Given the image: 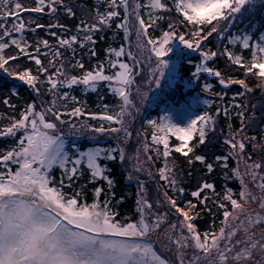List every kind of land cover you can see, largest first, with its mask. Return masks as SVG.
Instances as JSON below:
<instances>
[{"label": "snow or ice", "instance_id": "1", "mask_svg": "<svg viewBox=\"0 0 264 264\" xmlns=\"http://www.w3.org/2000/svg\"><path fill=\"white\" fill-rule=\"evenodd\" d=\"M61 13L77 21L73 27ZM30 14H46L48 22ZM244 20L248 25L237 28ZM38 29L55 43L30 41L27 34ZM109 31H122L128 50L110 46L93 65L95 46ZM174 41L199 52L185 88L200 87L207 74L225 89L237 86L234 103L213 115L195 111L210 101L190 97L177 110L186 122L149 118L141 132L135 121L151 86L159 88L166 74L170 85L182 79L165 59ZM220 58L224 69L210 66ZM0 71L29 90L24 99L14 83L0 99L8 113L0 115V264H264V0H97L91 9L65 0H0ZM101 87L113 101L96 112L73 94ZM212 87L204 83L201 91ZM256 90L262 95L253 104ZM221 111L239 126L228 124L222 152L202 153ZM75 134L115 145L69 147ZM173 153L204 173L187 174L194 190L169 166ZM117 160L131 165L127 179L137 185L128 212L108 167ZM204 216L211 223L201 227Z\"/></svg>", "mask_w": 264, "mask_h": 264}, {"label": "trees", "instance_id": "2", "mask_svg": "<svg viewBox=\"0 0 264 264\" xmlns=\"http://www.w3.org/2000/svg\"><path fill=\"white\" fill-rule=\"evenodd\" d=\"M22 2L25 5L32 6L35 4L36 0H22ZM65 3L78 4L86 9H91L96 5L97 0H65ZM30 15L41 16L42 17L41 22L43 23H47L49 19L46 14H30ZM28 17H29V14H25L24 18L28 19ZM60 19L64 23H66L68 27H73L74 24L77 22V21L64 17L63 13L60 14ZM252 21L254 24H256V27H259V22H258L259 17H253ZM248 23H249L248 20H244L243 24L237 21V28L243 29L244 27L248 25ZM237 28H233V32H235ZM27 36L30 41H35L36 39L43 38V39H50V42H52L53 44L55 43V41H53L49 36H47L46 32L43 30L38 29L36 36H33L30 33L27 34ZM134 39H135V36L133 35L132 36L133 45H134ZM122 43L125 45V51H127L128 50L127 42L124 40V34L122 31H120L118 34L111 32V31L106 32L105 39L99 40L95 46L98 56L96 58H92L91 63L94 65L97 59H100V60L105 59L106 49L108 47L111 46V47L118 48ZM212 44L213 45L216 44L215 39L212 40ZM210 46L211 45H207V44L205 45L206 48ZM213 50H215V48H213ZM77 56L79 57V53L77 54ZM198 56H199V52H192L191 50L184 48L183 51L178 54V58H179L178 73L182 79L176 85L167 86V88L162 90L163 97L161 98L159 97L160 98L159 100L158 99L155 100V98L151 99V103H153L155 106H159L165 98L173 99L174 101L181 100V98H183L182 100L187 101L189 100L188 99L190 97L189 95L192 94L195 90L202 92V94H205V95L207 94V96L212 98L211 104L206 109L208 110L209 113L213 115H215L216 113L217 106H220L222 109L225 104L234 103V101H232L231 98H232L233 93L237 90V86L233 85L230 89H225L223 88V86H220L218 84V82L216 81L214 77L208 76L207 74H202V78L199 81L200 87H194L193 89L185 88L184 86L185 80L190 78L191 71L194 70L192 66L194 63L197 62ZM22 62L32 64L34 67V62L32 61L25 60ZM210 66L224 69L226 67L224 63V58H220L216 60L214 64H211L210 62ZM75 71H79V70L77 69ZM208 78H212L213 87L209 91L203 92L201 91V88L204 82L206 81V79ZM14 83H15V87L19 90L20 96L23 97L24 99H29V90L27 89V87L26 86L21 87L20 82H14L12 78L7 77L6 74H4L2 71H0V99H3V94L8 93L13 88ZM225 92L227 93V95L224 96V99H220V96L223 95ZM73 94L77 95L81 100L86 101L87 109L89 112H96L98 110V107H97L98 104H103V103L111 104L113 101V98L111 97V95L107 92L106 88H103V87H101L98 92L89 93L87 96L83 95L79 90H77ZM261 95H262L261 91L256 90L254 93L255 98L252 100V103L258 104L259 98L261 97ZM12 99L14 102L23 103V100L16 101L15 96H13ZM152 110L154 111V107ZM229 111L231 114V109ZM140 114L136 118L135 127L142 132L143 128L146 126V123H144V119H145L144 114H142L143 116H141ZM0 115H5V116L8 115V113L5 112V107L2 104H0ZM257 115H259V113H257ZM84 119H88L89 123H96V121L91 120L87 115L84 117ZM229 123H232L233 127L239 126L238 120H229L228 118L224 116L223 111H221L218 121H217L216 133L215 134L209 133L211 142L207 145L206 148L201 146L202 153L207 152V153L219 154L220 152L223 151V149L221 148V142L223 141L224 137L228 135V124ZM217 137H219V140L217 139ZM100 141H102L105 145H107V147L110 145L112 146L115 145V141H109L107 139H101ZM93 142L94 141L89 140L87 135H83L81 139H79V144L82 148L92 145ZM171 143L176 144L175 138H172ZM161 152H162V148H161ZM130 154H131V150H130ZM189 156H191V153H189ZM187 160L188 158L184 157L182 154L173 153L169 161V166L172 167L174 164L175 168L179 170L178 171L179 177L181 179L186 178L185 187L187 191L190 192L194 190L195 182L192 181L191 183H189L188 181H191L192 178L188 177L187 174L193 170H195L194 172L195 175H203L204 173L200 172V166L198 164L194 163L193 165H188ZM133 163H135V161H133ZM160 163L162 164L163 161H161ZM108 167L112 170V175L116 182L117 197L118 198L120 196L125 197V204H124V207L121 209V211L128 212L130 208L134 207V202L137 199V196H136L137 185L135 184L134 180L129 181L127 179V173L128 171L131 170V165L128 163H125L123 166H121L119 161L117 160V161L108 162ZM152 170L154 171L156 170L155 165L153 166ZM141 178H144V176H141ZM215 179L218 181V183H222V180L219 176H217ZM230 186L235 188L237 187V184L233 183ZM154 187L155 186L149 185L150 190H153ZM149 193H150V197L152 198L155 197V191L154 193H152L151 191ZM208 195H211V193H208ZM205 219L208 220L209 223H211V217L204 216V219L200 220L199 222L201 227L204 226ZM216 223L217 225H219V220H217Z\"/></svg>", "mask_w": 264, "mask_h": 264}, {"label": "rangeland", "instance_id": "3", "mask_svg": "<svg viewBox=\"0 0 264 264\" xmlns=\"http://www.w3.org/2000/svg\"><path fill=\"white\" fill-rule=\"evenodd\" d=\"M134 44H135V39H134ZM183 49L184 48H183V46L181 44H179V41H174L173 42V50H172V52H170L168 54V56L165 57V59H168L171 62H173V63L176 64L177 71H178V60H179L178 54L180 52H182ZM144 72H145V74H144V78H145L144 79L145 90H147L148 89V79H150V77L147 76V73H148V69L147 68L144 70ZM188 80H189V78L187 80H185V82H187ZM192 83L193 84H196V81L193 80ZM204 83H209V84H212L213 85L212 78L206 79V81ZM169 85H170L169 84V78H168V76L166 74L165 77L163 79H161L160 87L159 88H157L154 84L151 86V91L148 92V99L144 102V104H143V106L141 108V112H140L141 113L140 114L141 116H143L142 114H144V116L146 115L145 116V119H144V123H146L149 118H151V119H158L159 117L164 116V115H170L172 117V119H173L174 122H180L181 120H183L184 122H186V120H187L186 116H183L177 110L180 108V104L181 103L188 104V103H190V100H187V101L180 100V103H177L176 101H173V100H171L169 98H167V99L165 98L163 100V102L159 106H155L153 103H151V99H154L155 98V100L156 99L159 100L161 97H163L162 90H164L165 88H167V86H169ZM171 86H173V85H171ZM188 88L193 89L194 87H188ZM197 95H199L201 101H203V100H208L210 102L212 101V98L211 97L207 96V94L206 95L205 94H202V92H200L198 90H195L189 96L190 97H195ZM153 107H154V111L152 110ZM207 107L203 103H201L199 105V107L195 109V111L196 112H199V113H202L203 111H208L206 109ZM81 137L82 136L79 135V134L69 135L67 137V143H68V145L70 147L72 145L80 146L78 140L81 139ZM171 140H172V138L170 139V147H173L174 148L175 147V144H172L171 143ZM149 141H150V137H149ZM96 146H99V147H107V145H105L100 140H99L98 143L97 142H94L92 145H90L88 147H96ZM85 148H87V147H85ZM161 148H162V151H163V147L162 146H161ZM143 160H144V155L141 154V161H143ZM142 179H145V177L142 178ZM150 191L152 193H154V190H149V192ZM149 195H150V193H149Z\"/></svg>", "mask_w": 264, "mask_h": 264}]
</instances>
